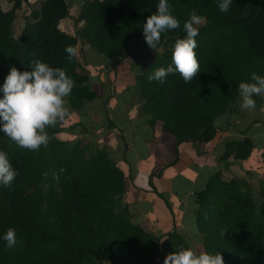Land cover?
I'll return each instance as SVG.
<instances>
[{
  "label": "trees",
  "instance_id": "1",
  "mask_svg": "<svg viewBox=\"0 0 264 264\" xmlns=\"http://www.w3.org/2000/svg\"><path fill=\"white\" fill-rule=\"evenodd\" d=\"M168 2L180 28L163 33L154 52L142 27L159 0H80L72 12L69 0H8L0 5V87L11 67L31 71L39 60L74 80L68 107L82 111L100 95L81 60L76 56L69 62L65 48L88 46L116 65L136 52L129 48L132 40H143L138 50L148 49L149 55L134 75V88L147 123L171 134L176 145L210 141L216 119L233 110L239 84L253 82L252 73L264 76V0H232L226 13L220 12L219 0ZM24 6L29 11L15 35ZM192 9L204 17L195 38L201 72L189 83L179 73L164 82L149 81L172 63L175 41L186 37L183 24ZM67 18L73 32L59 27ZM254 99L258 107L259 96ZM47 131L50 143L38 151L20 148L0 132V151L18 171L11 188L0 185V264H162L169 253L189 247L186 233L173 229L156 235L133 222L124 197L126 176L105 145L56 138L66 131L63 122ZM126 146L124 141V155ZM254 147L248 136L226 141L218 159L221 168L193 193L202 251L220 253L225 264H264V190L253 193L246 177L231 170ZM9 227L17 235L11 249L2 239Z\"/></svg>",
  "mask_w": 264,
  "mask_h": 264
},
{
  "label": "clouds",
  "instance_id": "2",
  "mask_svg": "<svg viewBox=\"0 0 264 264\" xmlns=\"http://www.w3.org/2000/svg\"><path fill=\"white\" fill-rule=\"evenodd\" d=\"M232 0H219L221 13L230 10ZM168 0H159L157 11L147 17L143 24V35L148 47L155 50L161 42L163 33L180 28V22L171 14ZM189 19L183 24L186 37L177 39L172 52V63L157 69L148 77L149 81L164 82L170 74L179 73L185 83L191 82L201 72L196 49L199 27L204 17L195 9L189 12ZM69 62L77 56V49L65 48ZM251 81L239 84L240 107L244 110H255V96L264 99V76L251 74ZM75 82L59 67L35 61L31 71H19L11 67L0 92V132L5 134L18 147L29 151H38L41 146L47 147L50 136L47 129L63 122L69 113L67 98L71 95ZM18 176L4 151H0V185L11 188ZM55 179H59L54 174ZM2 239L7 248L17 244L16 229L9 227ZM164 264H225L220 253L215 255L199 251L193 247L181 246L179 251L169 253Z\"/></svg>",
  "mask_w": 264,
  "mask_h": 264
},
{
  "label": "crops",
  "instance_id": "3",
  "mask_svg": "<svg viewBox=\"0 0 264 264\" xmlns=\"http://www.w3.org/2000/svg\"><path fill=\"white\" fill-rule=\"evenodd\" d=\"M69 2L70 11H76L80 0ZM237 99L233 103L232 111L243 114L242 121L239 123L233 121L231 118L233 115H227L230 111L223 113L227 117L222 116L223 125L217 124L214 138L199 144L198 147L190 142L176 145L175 138L172 139L173 142L170 139L167 146L169 139H165L162 132L156 134V137L153 136V129L149 127L150 134L143 139L145 142L137 143L130 139L125 141L127 153L126 155L120 153V156L126 160L121 158L117 165L126 176L127 187L124 197L133 209L134 223L156 235L165 234L173 229L186 233L189 238V247L202 251L193 217V193L202 190L208 177L221 168L218 159L224 153V143L248 136L255 145L247 159L231 166V170L237 176L242 177L248 171L261 173L264 169V123L261 121L254 125L251 124L253 120L258 119L245 121L242 111L244 109L240 107L241 100L238 103ZM257 115L260 114L254 113L253 117ZM232 124H237L238 127L234 128ZM128 136L134 138L135 133L130 130ZM106 143L108 141H105L103 145ZM112 145L114 147L110 152L119 151L116 144ZM139 145L142 149L141 154H145L143 157L138 154ZM151 146H158L157 156L159 155V158L144 166L141 161L147 157V154H150ZM114 153L112 152L113 155ZM153 264H158V262L154 261Z\"/></svg>",
  "mask_w": 264,
  "mask_h": 264
},
{
  "label": "rangeland",
  "instance_id": "4",
  "mask_svg": "<svg viewBox=\"0 0 264 264\" xmlns=\"http://www.w3.org/2000/svg\"><path fill=\"white\" fill-rule=\"evenodd\" d=\"M7 4L8 0H0V5L3 7ZM28 11L29 9L25 6L22 10L18 11L14 23L15 35H18L23 21L22 18L25 15L24 13H28ZM59 27L68 32L74 31L73 24L69 18L61 21ZM143 44V40H132L129 48L134 49L136 47V52L132 55L130 54L124 60L118 61L116 65H114L115 62L112 60L99 55L93 48L85 46L86 48L80 50L79 44L75 47L77 49V56L85 67L83 73L90 77L91 87L99 93L100 98L87 102L82 111L69 108V113L63 121L66 131L57 134L56 138L66 139L69 143L76 140H82L85 143L93 139V143L98 146H102L105 141H108L105 144V146L107 145L106 149L116 163H119L122 158L120 153L123 155L124 141L130 139L137 143L141 141L145 142L143 139L150 134L148 127L151 129L152 127L147 123V115L142 107H140V101L136 97L134 88V75L144 65L149 55L148 49L138 50L144 46ZM240 100L241 97L236 102L239 103ZM259 101L260 104L255 110H242L245 121L249 122V119H258L252 121L251 124L253 125L261 121L264 123V99L259 97ZM254 113L260 115L253 117ZM229 114L233 115L231 118L237 123L243 119V114H240L238 111H230L227 115ZM227 115L222 114L219 116L215 124L223 125L224 121L221 118L222 116L227 117ZM79 121H81V124L77 125L76 123ZM241 124L243 125V123ZM83 125L86 126V129H84ZM232 127L236 128L238 126L237 124H232ZM130 130L135 133L134 138L128 136ZM161 132V128L158 125L153 128V136L155 135L156 137V134L158 135ZM163 135L165 139H169L166 145L170 139L173 142L172 139L174 137L171 134L163 132ZM112 144H116L119 151L113 150L110 152L114 147ZM151 148L150 154H147V157L141 161L144 166L155 162L159 158V155L157 156L158 146H151ZM137 149L139 151L138 154L143 157L145 154H141V146L139 145ZM112 152H115V155ZM262 170L263 172L261 173L248 171L249 174H244L253 189V193H257V195L259 194L258 191L264 190L260 187V184L264 186V169ZM225 178L228 179L229 175L226 174Z\"/></svg>",
  "mask_w": 264,
  "mask_h": 264
}]
</instances>
